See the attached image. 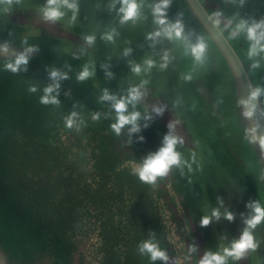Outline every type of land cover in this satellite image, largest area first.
Returning a JSON list of instances; mask_svg holds the SVG:
<instances>
[{
  "label": "rangeland",
  "instance_id": "1",
  "mask_svg": "<svg viewBox=\"0 0 264 264\" xmlns=\"http://www.w3.org/2000/svg\"><path fill=\"white\" fill-rule=\"evenodd\" d=\"M204 1L208 5L212 0ZM154 2L155 0H145L143 9L145 19L136 24L129 22L121 25L117 11L119 3L115 8H110L112 0H78L77 18L84 25L83 38L88 35L96 37L94 44L91 46L87 44L86 55L89 56L90 65L79 56L70 57L68 53L64 55V41H53L47 37L32 35L30 28L24 29L13 18L16 17V11L21 8L40 9L45 0H18L11 6L10 11L4 12L0 9V40L13 41L25 47L34 46L40 52L39 56L28 60L26 70L16 73L5 67L12 59H0V107L7 98L4 84L10 75L15 74L41 78V82L26 87L27 91L32 87H35L36 91L32 92V95H24L26 97L24 101L30 106V99H35V109L32 110L34 123L40 122L41 108L44 110V119L40 123L37 137L28 131L32 126L30 122L29 126L20 124L19 128L15 121L20 117H15L10 126L13 142L23 143L20 146L27 150L30 147L25 144L35 139L33 142L42 150V153L32 155L38 163L32 160L30 171H26L25 159H29L30 154L20 153L10 144L2 151V155L5 153L2 159L6 161L2 176L5 184H2L0 189V262L3 264H127V258L125 262H116L118 257H121L120 250L123 253L125 250H131V255L135 259L130 264H176L170 247L165 243V232L161 224L162 214L164 217L176 215V205L171 202L172 196L176 197V201L182 207V214L195 224L192 228H197V233L204 240H211V236L208 226H200V219L204 214L211 215L214 208H219L221 213L225 210L231 212L234 220L228 221L222 215L219 220L213 219L210 226L221 231L220 233L230 235V241L238 238L244 227L243 219L249 213L246 205L256 200L232 165L226 148L220 144L215 124L196 98L193 82L198 87L207 85L209 58L207 56L203 65H196L190 55L184 54L182 45L166 38H157L156 42L146 39L149 32L157 30L148 7ZM259 2H262L261 5L249 2L247 6L250 13L245 9L246 14L233 2L230 11L228 8L224 11L214 9L212 2L208 7L212 13L219 11L225 14L220 17L223 27L229 18L237 14L257 20L264 17V2L261 0ZM178 13H183L185 32L190 35L191 42L195 43L199 35L194 26L192 27L188 13H185L178 0H172L168 18L175 21ZM66 15L70 20L71 12L66 11ZM61 20L64 21L65 16ZM112 29L116 30L117 35L112 41L104 40L103 35ZM225 31L228 34V30ZM231 40L252 72L257 86H264V61H261L260 68L253 69L252 61L246 56L248 42L243 36ZM91 48L93 51L89 50ZM126 49L131 50L128 55L124 54ZM165 51L169 52L172 59L166 69H161L159 65ZM101 53V57L107 63L104 74L109 78L106 79L108 81L105 82V89L100 88L102 87L100 84L97 85L96 91L100 99L105 90L109 95H113L111 88L107 87L114 86L111 80L118 75L124 79L131 76L133 81L139 79L140 74L134 75L132 72V66L140 61L136 55L141 59L138 64H142V67L143 61L151 58L155 65L147 72L146 79L141 77V81H148L143 86L146 92L144 96H148L147 90L151 88L150 97L160 98L169 105L192 132L194 137L192 142L193 140L195 142L193 146L195 148L191 147L193 154L190 147L179 145L177 151L181 153V165L173 167L164 178H158L155 185L141 183L132 174L133 165L129 163L130 158L137 160L143 152L140 150L139 153L137 147L149 143L148 140L161 145L166 134L160 131L152 117L150 120L144 119L148 112L142 114V103L139 108L128 106V113L133 111L141 113L138 122L140 131L133 133L131 142L123 135L124 129L130 126L126 125L120 135H116L112 129L98 130V127L91 125L95 120L88 114L90 109L95 113L109 112L116 119L111 102L104 100L103 104L101 101L97 102V95L89 85L90 78H96L94 68L100 65L98 54ZM84 65H88L94 75L84 81H78L77 75ZM53 69L67 74V79L59 81L57 93H54L59 103L41 104L40 97L44 94V88L53 83L49 77V72ZM29 71L34 74L29 76ZM188 73H191L192 79L185 81L183 77ZM141 81L139 80L140 83ZM23 89L25 87H22ZM121 97L119 94L117 99ZM11 102V105L15 106L14 111L22 115L23 108L17 102L16 104ZM94 102L97 103L92 105ZM83 103L86 107L90 106L85 109ZM83 109L85 111H82ZM0 112L2 115L1 109ZM73 112L77 113L76 124L68 128L65 120ZM57 117L61 120L55 122ZM1 119L0 116V136L4 130ZM54 122L55 128L50 127ZM145 124L148 126L144 127ZM93 125L96 126L94 123ZM69 130L80 131L83 139L85 136L88 137L86 144L81 147L79 157L74 156L75 161L71 160L68 154L61 155L59 149L56 152L48 150L50 139L52 143H58L56 138ZM51 131L53 134H49ZM154 142L146 146L148 153L155 150L154 147L157 145ZM48 154L58 155H53L55 159L51 160L47 157ZM34 165H38L36 169L40 170H33ZM178 168L177 177L175 169ZM166 186H171L173 193L169 190L163 192ZM14 207L21 209V212H17ZM258 235L264 238L263 223L254 230L257 240ZM149 239L166 252L167 262L160 260L152 262L147 255H140L138 245ZM77 247H80L81 252L76 253ZM215 251L213 248V252ZM263 251L258 247L256 251L249 252L244 264H264ZM239 262L229 260V264Z\"/></svg>",
  "mask_w": 264,
  "mask_h": 264
},
{
  "label": "clouds",
  "instance_id": "2",
  "mask_svg": "<svg viewBox=\"0 0 264 264\" xmlns=\"http://www.w3.org/2000/svg\"><path fill=\"white\" fill-rule=\"evenodd\" d=\"M14 2L18 0H0V9L4 12H8ZM233 3H239L243 6L246 0H232ZM119 3L118 8L119 23L121 25L131 22L136 24L138 21L145 19L143 9L145 7V0H112L110 8H115V5ZM172 4V0H155L154 3L148 5L153 23L157 26V30L149 32L146 39L156 42L157 38H166L168 41L178 43L182 45L185 55H190L196 65H203L207 58L208 45L205 42L204 37L198 36L196 42L192 43L190 35L185 32V26L182 22L183 13H178L175 21H171L168 18V9ZM66 11L71 12V20L75 21L79 12L78 0H45V4L39 9V15L44 21L56 22L60 21L65 15ZM222 13L217 11L212 14L210 19L214 26L220 28ZM228 30L229 39H236L243 36L248 42L249 47L246 53L247 58L252 61L251 67L258 69L261 67V61H264V17L259 20L253 17H242L239 14L229 18L220 31ZM117 35L116 30L111 31L103 35V39L112 41L113 37ZM89 46L94 44L96 37L94 35H88L84 38ZM7 45H0V51H6ZM36 47H27L23 52L17 53L14 58L8 62L5 67L13 72H19L26 70V65L29 60V53L37 51ZM130 49L125 50V55L130 53ZM172 57L168 51H165L162 56V63L159 65L161 69H166ZM155 65V61L151 58L143 61V67L139 64L132 66V72L139 75L141 72H149ZM25 66V67H22ZM102 67H104L102 65ZM94 75V72L90 70L88 65H84L81 71L77 75L78 81H84ZM110 75V74H109ZM49 77L53 81L52 84L44 88V94L40 97L41 104H53L59 103L57 93L59 88V81L67 79V74L62 73L56 69L49 72ZM183 79L190 81L192 79L191 73L186 74ZM147 80H142L139 86H133L129 89L126 97L117 99L114 95H109L105 90L101 97L104 101H110L112 108L116 114V122L111 125L112 131L116 135H120L121 130L127 125L129 133H136L140 131L141 113L133 111L128 113V106L135 105L142 99L146 92L141 91V88L147 84ZM31 92H35L36 88L29 89ZM264 97V86H257L250 90V95L247 99L241 100L240 103L247 105L249 102H256ZM157 114H160L159 109H154ZM246 116H251V112H246ZM77 113H71L65 120V125L68 128H72L76 124ZM93 120L99 119V114H94ZM145 120H150L151 116L145 115ZM148 125L145 124L144 127ZM169 131L164 135L161 146L153 153H149L139 163H133L132 174L144 184L155 185L158 178H164L168 175L173 167H179L182 163L181 153L177 151V147L183 144L182 137L176 132V124L170 123L168 125ZM143 139L142 137L140 138ZM264 143V141H261ZM222 204V201H220ZM249 209L248 215L243 219L244 227L241 230L238 238L231 240L227 246L222 245L218 251H206L199 259L198 264H229L231 261H240L246 258L249 252H254L259 247V243L254 236V230L264 223V205L259 201H252L246 205ZM228 221L234 220V215L225 210L223 213L219 208H214L211 211V216L204 215L200 219V226H208L209 223L215 219L219 220L221 216ZM243 215V214H242ZM192 252H195V247L191 248ZM138 252L140 255H147L148 259L152 262L157 260L167 262L168 256L166 252L162 250L157 243L153 240H144L138 245Z\"/></svg>",
  "mask_w": 264,
  "mask_h": 264
},
{
  "label": "water",
  "instance_id": "3",
  "mask_svg": "<svg viewBox=\"0 0 264 264\" xmlns=\"http://www.w3.org/2000/svg\"><path fill=\"white\" fill-rule=\"evenodd\" d=\"M178 1L183 6L185 13H188L196 33L204 37L208 45L207 56L210 66L207 74L208 83L198 87L193 82L196 98L201 108L207 112L208 117L215 124L217 135L221 141L220 144L226 148L232 165L243 178L250 194L254 196L256 201L264 205V143H261L264 141V98L262 97L256 102H249L247 105L240 103L241 100L249 97L251 89L257 87L252 72L242 58L240 51L225 31H220L221 26L220 28L214 26L210 19L212 14L203 0ZM261 1L264 2V0ZM249 2L260 5L262 3L259 0H246L244 5L240 6L237 2L239 9L244 12L247 9L250 13V8L247 6ZM15 16L13 17L15 21L24 29L30 28L31 32H28L32 35L47 37L53 41H64L66 47L70 41L86 43V40L81 37L82 35L80 36L68 28V19L66 24L64 22L66 19L47 22L39 15V9L31 8H21L16 11ZM65 18H68V15H65ZM76 19L79 20L77 17ZM73 25L76 29V22ZM115 43L119 44L118 42ZM0 45H7L6 51H0L1 60L13 59L17 53L23 52L27 48L9 40H0ZM56 49H58L57 46ZM65 50L64 47V55H67L68 51L65 52ZM39 53V51L29 53V59L39 56ZM135 57L141 61L137 55ZM150 89L147 90L149 94L151 93ZM141 91L145 92L143 87ZM149 94L143 96L141 102H138L135 107L139 108L140 103H142V114H146L145 111L148 112L160 131L164 133L169 131L168 125L170 123H175L176 132L182 137L183 145L195 148L193 147L195 146L194 140L192 142L194 138L192 132L183 124L184 121L160 98L150 97ZM0 109L2 111L1 107ZM154 109H159L160 114H157ZM246 112H251L252 115L246 116ZM152 142L154 141L151 140ZM154 143L159 147L161 146L158 142ZM192 148L190 152L193 154ZM178 171L179 168L175 169L177 177ZM257 241L259 248L264 250V238L258 235Z\"/></svg>",
  "mask_w": 264,
  "mask_h": 264
},
{
  "label": "flooded vegetation",
  "instance_id": "4",
  "mask_svg": "<svg viewBox=\"0 0 264 264\" xmlns=\"http://www.w3.org/2000/svg\"><path fill=\"white\" fill-rule=\"evenodd\" d=\"M66 22L68 18H65ZM62 21V20H61ZM63 22V23H64ZM76 22V29L72 26L74 23ZM66 26V25H65ZM84 25L82 22H80L79 20L75 19V21H72L71 18L70 20H68V28L72 31H75L76 33L80 34L81 37L84 36L83 34V29ZM69 42V41H68ZM65 52L68 51V56L70 57H77L79 56L80 58H82V60L84 62H86L88 65H90V59L89 56L86 55L87 53V42L83 43V42H72L70 41V43H68V47H66L65 45ZM71 49V50H70ZM90 51H93V48L89 49ZM93 54V53H92ZM91 54V55H92ZM101 55L98 54L99 57V61H100V65L95 69L94 68V72L96 74V78H90V82L91 84L90 87H92L95 91V94L97 95V102L101 101L103 104L102 99L99 98V95L96 91L97 89V85H101L102 87L100 88H104L105 89V82L108 81L106 79L109 78V76H107L106 74H104V70L106 69V61L103 60V58L101 57ZM102 65L104 67H102ZM142 65V64H139ZM101 67V69L99 68ZM134 75H136L134 73ZM148 73L147 72H141V74L139 75V79L133 81L131 76H126V78H122L121 76L118 75L117 78H113V80H111L114 83L113 87H106L107 88H111V91L113 92L114 96H118L119 94L122 95V97H126L128 94V91L131 87L133 86H137L140 85L141 83L139 82V80L141 81V77H147ZM129 77V78H128ZM92 103V105H94L95 103ZM103 106V105H102ZM105 108V106H103ZM103 113V112H102ZM105 114V117H107V119L111 122V125L113 123L116 122V119L113 118V115L111 113H103ZM109 122V123H110ZM93 127H97L98 125V121L95 120L93 122H91ZM93 123L96 125L94 126ZM111 125H109L108 127V131H111ZM56 123H52L51 127L55 128ZM107 128V127H106ZM124 134L125 135V139L131 142V136H133V133H129L128 129H124ZM49 134H53L52 131ZM50 139V138H49ZM52 139H50L48 142L50 144V148H48V150L50 152L52 151H61V155H65L68 154V156H70L71 160L75 161L74 156L76 155L77 157H79V154L81 152V147L86 144L85 142L88 141V137L85 136V139H83L82 134L80 133V131L78 130H69L66 132L61 133L59 138H56L57 142L52 143L51 141ZM148 142H146L145 145L143 146H139L137 148H139V153H142L139 155L138 159L135 160L133 158H130L131 161H129V163H139L141 162V158L146 157L149 153H148V147H146L147 145L152 144L151 140H148ZM155 144V143H154ZM155 150L153 152H155L159 146L154 147ZM54 149V150H52ZM141 150V152H140ZM136 152V151H135ZM144 153V154H143ZM54 156H57L58 154H53ZM145 155V156H143ZM66 156V155H65ZM73 163V162H72ZM81 170H83V168L81 167ZM168 190L170 191V193H173V191H171V186H166L165 189H163V192H168ZM162 192V193H163ZM178 199V198H177ZM171 202L173 205L175 206V210H176V215H169L167 217H164V214H162V219H161V224L164 228V232H165V240L167 243V246L170 247L172 254L174 255V259L176 264H198L199 259L203 256V253H205L206 251H213V248H215L216 251L219 250V248L224 245L227 246V243L230 242L229 238H231L230 235H225L222 233H220L219 231H217V229L212 228V226H210V223L208 225V231L210 232V236H211V240H204V238L197 233V228L195 229L192 228L193 226H195V224H193L187 216H185V214H182V207L180 206V204L176 201V197L172 196L171 198ZM181 208V209H180ZM164 213V211H163ZM204 215H208L211 216L210 214H204ZM190 223H189V222ZM194 229V230H193ZM225 235V236H224ZM215 241H214V238ZM80 245V244H79ZM132 247H134V245L132 244ZM131 247V248H132ZM195 247L196 251L192 252L191 248ZM81 252L80 247H77V252ZM135 252V250H134ZM120 254L121 257H118V260L116 262L118 263H122L126 261L127 258V264H130L134 258V256L131 255V250H128L123 253L120 250ZM244 259L240 260V262L238 264H244ZM0 264H3L2 262H0Z\"/></svg>",
  "mask_w": 264,
  "mask_h": 264
},
{
  "label": "trees",
  "instance_id": "5",
  "mask_svg": "<svg viewBox=\"0 0 264 264\" xmlns=\"http://www.w3.org/2000/svg\"><path fill=\"white\" fill-rule=\"evenodd\" d=\"M203 2L211 14H213V13L211 12V10L208 7L210 2H212L214 4V6H212V7L214 9H216V8L219 9V11H224L225 8H228V11L232 10V0H212V1L208 2V5L204 0H203ZM220 9H222V10H220ZM221 13H222V15H225L223 12H221ZM225 33H226V31H225ZM33 74L34 73L32 71H29V73H28L29 76H32ZM38 82H41V78L38 76L30 78V77H26V75L16 76L14 74V75H10L4 84V86H5L4 91H6L7 98L4 100V105H1L3 113H2V115H0L2 117L1 121H2L3 129H4L3 134L0 136V182H1L0 189H2V184H5L4 178L2 176H4L3 170H5L4 167H5L6 161H4V159H2V157L5 155V153L2 155V151L4 150V148L8 147V144H10L12 147H14V149H16L20 153L25 152L26 154L31 155L29 157V159L25 158L26 159V171L27 172L30 171V165L32 163V160L35 161L36 163H38V161L35 158H32V155L34 153L36 154L37 152L42 153V150L39 149L40 148L39 145H37L33 142L35 139L29 140L25 145L27 147H30V148L27 150H24V147L20 146L23 143H20L18 141L13 142L12 138H11V134H10V128H11L10 126L15 121V117H20L18 121H15V122H17L19 128H21L20 124H22L23 126H29V122H30V125H32V126L29 128L28 131L30 132V134L32 136L37 137V134L39 133V130H40V123H42V121L44 119V113H43L44 110H43V108H41L40 122L36 121L34 123L33 122L34 117H33L32 110L35 109L34 108L36 105L35 99H30L31 105L29 106L24 101V99L26 98V97H24V95H32V92L27 91L26 87L31 85L32 83H38ZM22 87H25V89L22 90ZM21 100H22V102H21ZM11 101H13V103H15V104L17 102L23 108V109L20 108L22 115H18L14 111L15 106L11 105L12 104ZM5 102H7V103L5 104ZM20 103H23V104L21 105ZM89 106L90 105H88L87 107H89ZM84 107H85V109L87 108L83 103V108ZM82 111H85V110L83 109ZM88 114L91 115L92 117L94 114H99V119L97 120L98 125H99V126H97L99 128L98 130H104V129L108 130V128H109L108 126L111 125V122L107 119V117H105V114H103L102 112L95 113V111L93 109H90L88 111ZM59 120H61L60 117H57V119H55V122H57ZM34 127L37 128L38 130L35 129ZM31 135H30V137H31ZM20 147H22V149ZM18 157H20V156H18ZM47 157L51 160L55 159L53 154H48ZM1 160H2V163H1ZM58 161H59V159H58ZM37 166L38 165H34L32 167L33 170H35ZM1 170H2V173H1ZM36 170L39 171L40 169H36ZM14 205H16V203H14ZM14 208L17 212L18 211L21 212V209H19L18 207H14Z\"/></svg>",
  "mask_w": 264,
  "mask_h": 264
}]
</instances>
